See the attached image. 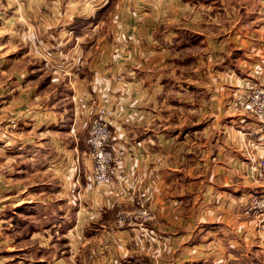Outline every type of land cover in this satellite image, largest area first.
I'll return each instance as SVG.
<instances>
[{
	"label": "crops",
	"instance_id": "1",
	"mask_svg": "<svg viewBox=\"0 0 264 264\" xmlns=\"http://www.w3.org/2000/svg\"><path fill=\"white\" fill-rule=\"evenodd\" d=\"M200 3L0 0V264H264V125L232 108L264 85V0L219 27ZM101 107L120 179L95 188Z\"/></svg>",
	"mask_w": 264,
	"mask_h": 264
},
{
	"label": "built area",
	"instance_id": "2",
	"mask_svg": "<svg viewBox=\"0 0 264 264\" xmlns=\"http://www.w3.org/2000/svg\"><path fill=\"white\" fill-rule=\"evenodd\" d=\"M238 105L242 107L245 113L253 116L260 124L264 125V88L257 87L253 89L248 96L238 102ZM112 115L113 110L107 107H101L89 124L86 138V145L91 162L89 179L95 188L109 186L120 179L117 167L114 165L118 152L110 145L112 134L110 119ZM257 171L258 176L260 174V177L264 179V158L257 165ZM250 210L255 215L264 214V195L253 198L250 203ZM134 219H141L140 221L142 223L150 219V215L140 205ZM116 224L118 227L124 225L122 216L117 218Z\"/></svg>",
	"mask_w": 264,
	"mask_h": 264
},
{
	"label": "rangeland",
	"instance_id": "3",
	"mask_svg": "<svg viewBox=\"0 0 264 264\" xmlns=\"http://www.w3.org/2000/svg\"><path fill=\"white\" fill-rule=\"evenodd\" d=\"M200 4L198 5L199 7L196 9L197 12H209L211 15L213 16H216V18L214 19V24L216 27H219V26H224L225 24L228 26V25H232V26H238L241 24V22L243 20H240V19H237L236 17H238V12L239 11H242V7H246L247 6V13L248 14H251L253 15L256 11L259 12V0H249L248 3H245V2H238V0H229V1H219V0H200ZM245 3V4H243ZM196 4V3H195ZM197 5V4H196ZM1 12V11H0ZM223 12H227L229 14V16H233L232 18V22L230 23H224L223 21H219L220 19V16L222 15ZM251 15L249 16L248 15V23L247 25H249V27L254 23L253 26H256L257 23H255L256 20H252L251 18ZM236 16V17H235ZM254 16V15H253ZM1 21V19H0ZM107 39V41H109V43H115V44H119V43H123L124 42H128V38L127 36H121L119 37L118 35H115L114 33H110V35H108L107 37H105ZM121 49H124V50H127V45H123L121 47ZM76 54H79L77 53L76 51H72V58L76 60V62L78 63L80 58L79 56L76 58ZM127 59V56H123L121 57V60H126ZM76 63V64H77ZM79 64V63H78ZM253 69L257 70V66L253 67L252 68V71ZM260 73V72H259ZM264 88V85H258V84H255V85H247L244 92L239 95L241 96L239 100H235L232 104V108H234L235 110L236 109H239L241 112L244 113V116L246 117H249L250 119H254L256 120L253 116L245 113L243 110H242V107H240L238 105V102L243 98H245L246 96L249 95V93L255 89V88ZM238 96V97H239ZM239 112V111H238ZM257 121V120H256ZM258 122V121H257ZM259 123V122H258ZM258 172V171H257ZM258 176V175H257ZM258 178L264 183V179L262 177H260V174L258 176ZM264 194L262 195H254V196H248V198L246 199V203H245V213L247 215H252V216H256V217H263L264 214L262 215H255L254 212H252V210H250V203L251 201L253 200V198L255 197H258V196H263ZM140 205L137 206V208L135 209V211L138 210ZM141 206H143L149 213V210L141 204ZM150 214V213H149ZM141 219H137V222H138V225L140 226V221ZM150 219L148 220H145L141 223V226L146 228L145 225L147 224V222L149 221Z\"/></svg>",
	"mask_w": 264,
	"mask_h": 264
}]
</instances>
